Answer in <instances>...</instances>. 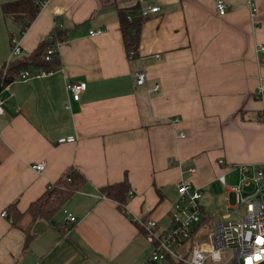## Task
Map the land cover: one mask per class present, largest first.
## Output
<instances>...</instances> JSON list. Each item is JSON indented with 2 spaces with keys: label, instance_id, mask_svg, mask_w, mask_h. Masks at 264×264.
I'll return each mask as SVG.
<instances>
[{
  "label": "crops",
  "instance_id": "crops-1",
  "mask_svg": "<svg viewBox=\"0 0 264 264\" xmlns=\"http://www.w3.org/2000/svg\"><path fill=\"white\" fill-rule=\"evenodd\" d=\"M215 1L47 0L21 34L0 11V65L10 35L26 56L62 31L54 70L0 91V264H148L139 222L165 226L182 180L199 193L191 240L242 214L232 212L237 167L264 169V0H220L221 15ZM151 5L158 10L140 23L128 59L117 12ZM65 81L83 85L77 100ZM69 170L82 178L76 190L49 218L31 219L30 203ZM122 180L125 215L100 193ZM11 205L16 226L1 215ZM65 212L75 221L63 228Z\"/></svg>",
  "mask_w": 264,
  "mask_h": 264
},
{
  "label": "built area",
  "instance_id": "built-area-1",
  "mask_svg": "<svg viewBox=\"0 0 264 264\" xmlns=\"http://www.w3.org/2000/svg\"><path fill=\"white\" fill-rule=\"evenodd\" d=\"M46 1L41 0L38 5L40 6ZM248 5L249 11L252 13V4ZM214 8L217 14L221 15L225 7L220 0H217L214 3ZM157 10V6H146L140 8L138 14L145 18L149 14L156 13ZM127 19L129 18L127 17ZM98 33H100V29L89 31V34ZM47 38H51V36L47 35ZM8 43L9 57L0 65V71L5 69L10 59L20 54L17 36L10 35ZM56 44L57 42L54 40L45 48L44 60L48 59L50 55H55ZM256 48L257 51L264 52L263 46ZM130 57L131 53L128 52L127 58ZM49 72L44 70H37L32 74L20 72L17 79L42 77ZM133 80L135 85L142 84L144 73L141 70L136 71L133 74ZM263 81L264 73L258 78L257 94L264 91ZM4 89L6 86H3L0 91ZM64 89L75 101L83 89V85L65 81ZM155 89L156 85L152 90ZM220 163L221 161L218 160L217 164ZM30 168L38 173L43 169V164L36 163ZM193 171L192 167L186 170L188 174ZM237 173L238 179L232 189L234 195L232 212L237 215L242 210V214L235 220H224L216 224L213 231L207 234L205 241L191 240L192 229L199 223L201 217L198 205L199 193L191 187L188 181H179L175 185L176 198L171 204L170 216L166 225L160 227L150 218L139 222L144 240L151 247L149 261L154 263L171 261L178 264H264V169L258 168L249 172L246 166L241 165L237 167ZM218 179L222 183V176H219ZM66 180L68 179L66 178ZM49 186L50 184H47L45 189ZM1 215H5L4 211L1 212ZM63 219V228H65V223L75 221V218L67 212L64 213Z\"/></svg>",
  "mask_w": 264,
  "mask_h": 264
},
{
  "label": "trees",
  "instance_id": "trees-1",
  "mask_svg": "<svg viewBox=\"0 0 264 264\" xmlns=\"http://www.w3.org/2000/svg\"><path fill=\"white\" fill-rule=\"evenodd\" d=\"M39 1L41 0H14L6 2L0 5V11L2 16L9 17L18 23L20 26L19 32H22L23 28H26L34 18L39 7ZM138 10L139 8L137 6H132L118 10L117 12L119 31L125 56L127 57L128 52L131 53V57L128 59L136 57L140 23L146 18L141 17L138 14ZM127 17L129 19H127ZM61 34L62 31L55 27L51 30V38L46 37V40L39 43L28 55H19L10 59L5 69L0 71V89L12 82L20 72L31 73L37 70H54L57 67L55 55H50L46 60H44L43 56L47 45L52 43L55 39H59ZM66 178L68 180H66ZM81 180L82 178L79 173L69 170L61 179H58L55 184H50L49 188L45 189L42 197L30 203L27 212L31 219L49 218L60 207L63 200H65L71 192L76 190ZM56 186H59V188ZM127 191L125 180L100 188V193L104 197L115 201L123 215H125L123 202ZM4 213V217H6L10 225L16 226V221L21 214L18 213L12 205L8 207ZM130 220L135 223L133 219L130 218ZM30 238L31 235L24 232L23 245H25ZM167 264L178 263L168 261Z\"/></svg>",
  "mask_w": 264,
  "mask_h": 264
},
{
  "label": "rangeland",
  "instance_id": "rangeland-1",
  "mask_svg": "<svg viewBox=\"0 0 264 264\" xmlns=\"http://www.w3.org/2000/svg\"><path fill=\"white\" fill-rule=\"evenodd\" d=\"M226 186H228V185H226ZM204 227L207 228L208 231H212V230H213V228L211 227L210 224H205ZM204 237H205V236L203 235L201 238H204ZM156 264H167V263H164V262H157Z\"/></svg>",
  "mask_w": 264,
  "mask_h": 264
},
{
  "label": "water",
  "instance_id": "water-1",
  "mask_svg": "<svg viewBox=\"0 0 264 264\" xmlns=\"http://www.w3.org/2000/svg\"><path fill=\"white\" fill-rule=\"evenodd\" d=\"M150 264H154V262L153 261H150Z\"/></svg>",
  "mask_w": 264,
  "mask_h": 264
}]
</instances>
